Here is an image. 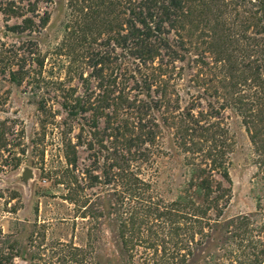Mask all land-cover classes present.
<instances>
[{
  "label": "rangeland",
  "instance_id": "obj_1",
  "mask_svg": "<svg viewBox=\"0 0 264 264\" xmlns=\"http://www.w3.org/2000/svg\"><path fill=\"white\" fill-rule=\"evenodd\" d=\"M205 3L202 24L187 25L170 36L185 43L180 54L184 59L169 60L173 68L167 99L172 108L152 109L155 136L145 146L148 158H132L127 165L121 139L103 117L94 118L92 112L75 115L63 105L70 98L90 97L97 103L104 96V87L88 66L89 46L81 42L83 34L102 27L91 24L82 30L91 0H0V254L16 256L13 264H130L132 255L135 264H172L167 255L173 253V243L184 241L186 222L178 220L177 232L158 216L187 190L192 164H211L214 149L211 139L179 136L181 124L175 117L185 113L191 114V122L211 128L213 138L222 143L232 185L221 223L259 212L264 175L233 106L238 90L231 87L238 84L243 94L253 95L257 84L248 77L233 79L240 72L230 69L260 50L254 45L263 44L264 13L253 0ZM47 16L48 24L34 37L45 60L39 86L13 82L5 70L7 60L23 52L31 38L10 28L26 18L39 23ZM104 17L116 18L114 28H120L119 17H109L107 11ZM253 17L262 21L257 27ZM109 29H102L94 48L107 50ZM210 29L216 30V40L206 35ZM104 112L109 111L99 113ZM126 170L140 182L130 191L119 177ZM215 178L220 179L216 173ZM133 213H139L136 238L144 243L128 255L120 229ZM213 239L206 247H196L186 264H221L217 258L223 255V238ZM186 253L181 250L182 256Z\"/></svg>",
  "mask_w": 264,
  "mask_h": 264
},
{
  "label": "trees",
  "instance_id": "obj_2",
  "mask_svg": "<svg viewBox=\"0 0 264 264\" xmlns=\"http://www.w3.org/2000/svg\"><path fill=\"white\" fill-rule=\"evenodd\" d=\"M207 1L209 0H91V5L86 7L87 13L83 18L85 25L82 30L88 31L91 24L102 26L95 27L90 34H83L81 42L89 46L88 66L93 68L94 72L91 75H94L93 77L100 81L101 87H104V96L97 103H92V99L87 97L86 100L76 101L70 98L63 105L75 115L92 112L95 114L94 118L99 115L103 117L108 129L121 139L127 156L124 160L127 165L132 158L138 160L148 158L149 149L145 146L151 144L155 136L153 130L155 126L151 121L152 109L172 108L167 99L169 88L167 80L173 68L169 60L175 62L184 59L180 54L185 52V43L182 37H178L180 43H176L171 41L170 36L174 30L181 33L187 25L201 23ZM253 1L259 4L264 13V0ZM106 11L109 17L116 15L120 18L118 30L113 24L116 18L105 19ZM252 20L257 27L259 23L264 22V15L260 22L255 17ZM48 22V16L42 18L39 23L33 18H26L21 24L10 28L13 33L28 34L31 38L23 44V52H14L7 60L5 70L8 69L7 73L13 82L28 81L39 86L45 60L34 37L40 34ZM205 24L207 25V22ZM104 27L110 28L105 32L108 33L107 39L104 40L107 50L96 49L94 46L104 35L102 32ZM208 31L206 35H210L214 40L218 38L216 30ZM253 43L258 41L253 39ZM254 47L260 49L253 52L258 55L252 54V60L238 66L233 64L230 70L233 73L240 72L238 76L233 75V79L251 78L253 84H257L254 85L258 89L257 92L246 95L239 87L237 88L238 84L233 83L231 87L238 90L233 99V106L241 115L243 124L251 136L254 154L257 156L256 165L264 175V39L263 44L259 42ZM2 57L3 54L0 53V65L3 63ZM113 68H117L115 71L119 74H114ZM105 72L109 75H105ZM154 96L157 98L156 101ZM101 109L109 112L100 114ZM190 115L185 113L178 118L175 117L181 124L178 129L179 136L195 141L211 139L214 149L211 150L213 152L210 156L211 164L206 168L192 164L187 190L166 206V210L158 216L174 227L180 219L186 222L184 241L173 243L174 251L167 255L168 261L171 260L172 264L174 262L186 264L188 258L192 259L195 256L196 247H206L214 240V235H221L223 240L219 250L223 251V255L217 258L218 262L264 264L263 200L260 199L258 202L257 214L240 216L230 222L221 223L231 200L232 185L228 165L224 161L222 143L213 138L216 133L211 128L201 127L195 121L191 122ZM95 121L96 119L92 120L97 124ZM3 140L2 133L0 142ZM191 143L192 146L196 145L195 142ZM126 173L119 177L127 182V190L130 191L140 182L127 170ZM215 173L220 179L215 178ZM138 215L139 213L131 214L129 221L121 225L120 238L123 250L127 254H134L135 249L144 243L136 238L139 233ZM174 230L178 232L179 228L176 227ZM181 250L187 253L182 256ZM14 257L16 256L0 254V264H13ZM129 260L130 264H135L134 255L130 256Z\"/></svg>",
  "mask_w": 264,
  "mask_h": 264
}]
</instances>
